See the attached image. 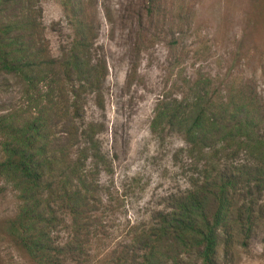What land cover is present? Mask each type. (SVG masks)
I'll use <instances>...</instances> for the list:
<instances>
[{
    "label": "rangeland",
    "instance_id": "obj_1",
    "mask_svg": "<svg viewBox=\"0 0 264 264\" xmlns=\"http://www.w3.org/2000/svg\"><path fill=\"white\" fill-rule=\"evenodd\" d=\"M157 1L162 14L151 23L144 18L147 0H84L96 56L103 58L106 75L99 96L83 90L74 112L65 113L64 103L69 106L74 99L70 88L64 90L67 103L63 99L50 127L52 139L71 144L73 151L76 140L70 133L78 122L93 123L98 129L102 162L91 181L95 239L88 262L82 264H111L104 259L137 256L140 250L133 252L130 243L135 232L168 211L177 191L198 183L224 157L208 142L188 147L181 134L168 127L151 133L148 124L157 98L193 97L192 83L197 79L214 100L231 83L255 90L256 101L264 107V0ZM32 5L51 55L58 54L68 35L60 1L0 0V22ZM181 5L185 12L176 20ZM171 30L177 31L174 38ZM26 96L17 77L0 71V120L12 115L26 118L33 112ZM240 159L241 155L236 160ZM17 187L0 176V264H34L7 232V222L23 208ZM239 194L237 208H248L254 221L247 236L235 229L230 248L218 245L215 262L264 264V188L259 192L251 188L248 197L243 191ZM55 237L64 240L65 235L59 231ZM171 253L173 258L176 254ZM172 264L200 261L193 252L180 254Z\"/></svg>",
    "mask_w": 264,
    "mask_h": 264
},
{
    "label": "trees",
    "instance_id": "obj_2",
    "mask_svg": "<svg viewBox=\"0 0 264 264\" xmlns=\"http://www.w3.org/2000/svg\"><path fill=\"white\" fill-rule=\"evenodd\" d=\"M58 1L68 35L56 55L44 40L35 5L0 22V71L18 78L33 111L26 118L0 120V176L15 183L23 197L21 213L7 222V232L34 264L88 262L95 239L91 181L102 162L98 129L78 122L70 133L76 140L73 151L71 144L52 139L50 127L63 99L67 103L68 88L74 100L69 106L64 103L65 113L75 111L83 90L99 96L106 65L96 56L84 0ZM181 8L176 20L185 12ZM161 14L158 1L147 0L144 18L152 23ZM175 32L171 30L172 38ZM171 43L173 49L177 42ZM191 89L193 97L163 95L155 100L150 132L168 127L188 147L208 142L224 157L198 183L177 191L168 211L135 232L130 243L139 256L104 259L111 264H172L180 254L193 252L200 264H216L218 245L230 248L235 229L247 236L252 226L251 212L247 206L240 211L235 199L240 191L248 197L251 188H264V107L256 101L255 90L231 83L216 100L197 79ZM96 104L101 106L100 100ZM239 155L242 159L236 160ZM59 231L64 240L55 237Z\"/></svg>",
    "mask_w": 264,
    "mask_h": 264
}]
</instances>
